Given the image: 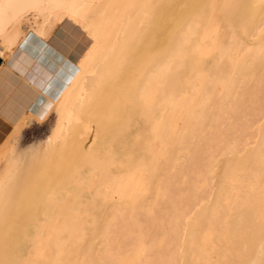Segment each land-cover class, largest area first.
Instances as JSON below:
<instances>
[{
	"label": "bare ground",
	"instance_id": "bare-ground-1",
	"mask_svg": "<svg viewBox=\"0 0 264 264\" xmlns=\"http://www.w3.org/2000/svg\"><path fill=\"white\" fill-rule=\"evenodd\" d=\"M79 16L96 19L84 26L88 44L59 98L37 119L52 118L55 132L11 158L0 176V264L71 260L67 247L77 239L74 210L89 211L91 223L103 221L106 206L89 190L90 182L96 177L98 187L121 185L124 176L123 184L129 183L141 171L139 177L152 179L147 181L149 196L125 210L114 209L112 239L117 242L128 229L135 231V239L153 250L146 264L180 262L174 255L185 234L198 248L192 251L204 252L209 264H264V211L254 208L252 192L243 185L232 194L223 183L215 202L207 205L205 195L197 192L206 181L208 152L217 158L234 141L240 152L246 140L264 130V61L257 57L264 48V0H0V70L26 32L43 35L49 25ZM223 28L231 30L230 39L219 38ZM233 57H244L238 75ZM245 75L247 82L234 81ZM229 78L237 86L227 94L219 85ZM192 98L207 100L194 109ZM181 111L195 124L179 123ZM25 116L32 118L27 112L10 128L0 129V154ZM86 126L91 130L83 138ZM169 126L164 143L184 156L175 153L167 166L148 170L152 152L164 140L155 136ZM261 152L227 155L220 178L239 175L246 184L253 171L263 169ZM257 196L264 204V192ZM122 197L115 195L114 201ZM149 198L152 203L145 205ZM53 226L60 228L59 240ZM132 244L133 237L124 242L122 258ZM193 256L196 264L199 257ZM181 264H187L185 258Z\"/></svg>",
	"mask_w": 264,
	"mask_h": 264
},
{
	"label": "rangeland",
	"instance_id": "rangeland-1",
	"mask_svg": "<svg viewBox=\"0 0 264 264\" xmlns=\"http://www.w3.org/2000/svg\"><path fill=\"white\" fill-rule=\"evenodd\" d=\"M95 22H96L95 17L90 18V19H83L82 16H79L75 19L67 17V18H64L61 22L57 23V25L55 26L49 25L43 35H38L31 31H28L26 32V36H24L23 39L33 38V37L48 39L50 37L48 39L49 41H52L54 39L64 40L70 45V48L73 50L71 51L77 53L75 54L74 58L75 60H78L79 58L78 54L83 53L84 46L88 44V40H89V38L87 37L88 30L87 29L84 30V26L89 23L94 24ZM231 34L232 32L230 29L223 28L219 31L218 36L221 40H225V39H230ZM45 36L46 37L48 36V37L46 38ZM258 38L259 37H256V39ZM220 45L223 46L222 43ZM257 55H258L257 57L259 58V61L263 62L264 61V48H260L257 52ZM233 59H234L233 63L235 65L234 74L238 75L239 68L237 67L242 65V63L244 62L243 61L244 57H241V58L233 57ZM2 63H3V60L0 59V67L2 66ZM168 70L169 69H167V71ZM234 78H235L234 81L241 80L242 82H247L248 80L247 75L235 76ZM220 82L222 85H224V86L219 85L220 88L222 87V89H226L227 94H229L230 91H232L235 88V86H237V83L233 82L231 78L227 80L221 79ZM242 84L246 86L245 85L246 83L245 84L242 83ZM156 96H157L156 92L151 94L152 99H149L150 105L153 106L156 104V101H155ZM212 98L215 99L216 95H212ZM206 100H207L206 98L202 100L197 99V98H192V100L190 101V104L192 105V107H194V109H198L201 103L205 102ZM181 112H180L181 114H179L178 116L179 123H182L183 121L187 120L188 124H195L193 117L191 115L190 116L187 115V111L186 112L181 111ZM188 112L193 113L194 111L189 110ZM208 118H209L208 115L204 116L202 118L204 119L203 122H207ZM23 119L25 123L23 122L24 124H22V126L17 127V129L15 128L13 130L11 137L9 139V143L7 144V146H4V148H2L3 150H2V153L0 154V176L1 177L4 176L6 169L11 164L12 159L19 157L21 154L38 146V144L43 143L48 138L53 136L55 132L54 131L55 128L53 127L54 123H51L52 118L50 119L48 118L47 120L44 119L42 121L34 120L32 118H27V117H23ZM10 122L12 121L8 120V123ZM202 123L198 124V127H200ZM10 124L13 125L14 123H10ZM0 125H1L0 129L4 130L5 127L2 126L3 124L1 122H0ZM176 126L177 127H175V129L179 130L178 125ZM88 127L89 126H86V130H83L81 132V137L84 138L88 136V131L89 129L91 130V128L90 127L88 128ZM196 127L193 128L194 131L198 130L197 129L198 127L197 128ZM171 128H172L171 126H169L168 128H163L158 132V134H156L155 140H158V139L162 140L163 138L164 140H163V143H160L159 141L158 142L159 149L152 152L150 165L147 166L149 167L148 170H150V167H152L153 169L157 171L158 169L167 166L169 160L173 157L175 153H178L179 157L184 156V153H183L184 151L177 152V147L171 146L167 142L166 144L164 143L165 140L167 139L165 135L168 132V130ZM237 147H239V143L236 141L232 142L230 149L226 150V153L218 156L217 158H214V155L211 154V152H208L205 158V165L203 168L204 169L203 175L206 178V181H205V184L200 182L203 186L199 183L200 188L197 189V192L199 193L201 192L203 195H205L204 205H207L210 202H213V203L215 202L214 193H218L223 183H225L227 186H231L230 190L232 194H235L237 187L244 185V187H246V189L252 192V194L254 195V198L256 200V203L254 204V208L258 212H263L264 204L259 202L260 196H257V195L260 194L261 192H264V175H263L264 174V152H261V155L263 156L261 157V160H263L262 162L263 169L258 172L253 171L252 179L246 184L241 182L242 179L239 175H234L230 179L223 181V179L220 178L219 176V169L221 167L222 160L225 159L227 155L228 157L238 158V157L244 156L245 153L251 149L257 148V152L259 150L264 151V130L260 131L256 135L255 138H249L248 140H246V144L241 146L243 148L240 149V152L238 150L239 148ZM179 161L182 162L181 160ZM141 173H138L137 177H134L133 181H130L129 183L125 182L123 184V182L125 181V177H126L124 176L120 181L122 186L119 185V183L114 182V184H109V185L107 184V185L98 187L99 180L97 182L98 178L96 177L92 180V182H90L89 190L96 191L97 196L101 199L103 204L106 206L105 208H102V212H103L102 220L103 221L102 223L101 222L91 223L90 219L92 218V215L89 213V211L85 210V213L80 214L78 211V208L74 210L75 215L77 217L76 225H75L76 229H74L75 231L74 233L77 235V239H76V244L74 245L71 244L67 247L68 254H70L72 258L71 260H66L65 261L66 264H146V261L152 255L153 250L150 246L143 245L142 243H140L138 240L135 239V236H136L135 231L128 229V233L126 235L123 234L122 236L119 237V240H117L118 243L115 241V239H112V235L109 233L111 223L113 221V215H114L115 208L120 207L121 209L125 210V208L132 207L134 202L142 201V199H144L145 197L147 198L149 196L150 191H147L146 189L148 188L147 181L150 178L148 176L144 178L139 177ZM118 194H122L125 197H122L114 201L115 195H118ZM233 198H235V203H239L235 195L233 196ZM151 201H153V199H150V198L147 199L145 202V205L151 204L152 203ZM51 229L57 236L56 237V240H57L59 236L58 231L60 230V228L53 226L51 227ZM76 231L79 232V234ZM87 233L89 234V236ZM201 233L202 231L200 232V234ZM132 237L134 238V244L130 246L131 249H130V252L127 258H122L123 257V248H122L123 244L125 241H127L129 238L131 239ZM181 237H182V239H180V241H182V244H180L181 248L180 250L178 248L177 254L174 255L176 258L180 260V262H178L177 264H181V261H184V258L186 259L187 264H191V263L193 264V261H192L194 260L193 255H197L199 257V261L196 264H209L207 261L203 260L204 252L202 254V253H195L192 251V249L197 251L198 248L196 249L194 245L190 244V236L188 234H185L184 236L182 235ZM198 240H199V237H198ZM92 253H93V256H92ZM40 256L44 259L45 258L48 259L47 254L45 253L44 250L40 252ZM95 257L97 259H95ZM98 260L100 262H98ZM65 263L62 262V264H65Z\"/></svg>",
	"mask_w": 264,
	"mask_h": 264
},
{
	"label": "crops",
	"instance_id": "crops-1",
	"mask_svg": "<svg viewBox=\"0 0 264 264\" xmlns=\"http://www.w3.org/2000/svg\"><path fill=\"white\" fill-rule=\"evenodd\" d=\"M48 39H23L0 70V122L5 128H10V123H15L27 112L31 113L32 119H41L75 71L77 53L72 52L64 40ZM8 120L12 122L8 123Z\"/></svg>",
	"mask_w": 264,
	"mask_h": 264
}]
</instances>
